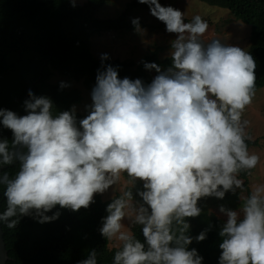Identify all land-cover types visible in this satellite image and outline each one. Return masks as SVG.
Wrapping results in <instances>:
<instances>
[{"label": "clouds", "instance_id": "clouds-1", "mask_svg": "<svg viewBox=\"0 0 264 264\" xmlns=\"http://www.w3.org/2000/svg\"><path fill=\"white\" fill-rule=\"evenodd\" d=\"M69 2L76 7L77 0ZM137 2L175 36L170 66L141 61L156 73L145 85L121 79L101 54L82 119L75 106L55 112L50 97L31 90L25 115L0 108V126L12 133L11 142L0 139V168L19 162L14 176L0 172L6 202L0 225L15 230L23 217L51 223L60 217L57 206L87 210L97 195L111 192L99 232L116 242L112 264H203L189 247L207 239L208 229L189 234V220L203 211L199 202L244 191L241 174L251 175L260 163L249 151L244 119L256 95L257 64L239 46L205 44L209 25L201 16L186 22L185 12L159 0ZM131 24L146 31L139 17ZM219 213L226 219L218 264H264V184L254 185L237 209L221 205ZM98 256L93 249L78 264H98Z\"/></svg>", "mask_w": 264, "mask_h": 264}, {"label": "trees", "instance_id": "trees-1", "mask_svg": "<svg viewBox=\"0 0 264 264\" xmlns=\"http://www.w3.org/2000/svg\"><path fill=\"white\" fill-rule=\"evenodd\" d=\"M199 1L229 11L236 20L252 28L247 51L257 64L256 90L264 88V0ZM110 2L87 0L72 7L69 0H0V108L25 115L24 101L28 99L29 90L37 96L50 97L55 112L70 110L79 104L83 99L79 89H61L62 81L53 83L52 80L56 76L67 77L83 82L86 89L92 90L97 70L101 68V60L92 53V39L104 33L134 29L127 19L128 10L137 2L115 19L98 18L100 10ZM158 52L147 55L142 61L154 62L166 69L171 64L170 58L161 60ZM104 63L118 67L121 79L139 78L145 85L153 79L141 62L110 58ZM77 116L84 118L78 113ZM5 138L11 142L12 133L0 126V139ZM247 143L249 149L258 145L257 140ZM7 167L0 172L14 176L19 162ZM241 178L249 194L248 175L242 173ZM2 191L0 188V211L6 207ZM210 199H202L199 202L203 210L201 216L189 220V234L195 237L208 229L207 239L200 243L193 240L189 247L197 249L203 264H218L222 242L219 231L225 218L221 219L213 210ZM95 201L89 209L78 212L57 206L53 211H60V217L51 223L41 224L23 217L15 230L1 225L10 257L8 264H78L93 249L99 254L98 264H112L116 248L110 249V241L99 232L110 199L97 195ZM132 230L143 240L139 226Z\"/></svg>", "mask_w": 264, "mask_h": 264}, {"label": "rangeland", "instance_id": "rangeland-1", "mask_svg": "<svg viewBox=\"0 0 264 264\" xmlns=\"http://www.w3.org/2000/svg\"><path fill=\"white\" fill-rule=\"evenodd\" d=\"M86 1L77 0V3L83 4ZM133 2H137V0H111L109 4L100 10L98 18L115 19L126 12L128 6L130 8ZM159 2L164 6L171 5L185 12L186 22H190L196 15L207 21L208 31L201 38L205 44L213 39H218L222 43L248 50L252 28L236 20L229 11L199 0H159ZM128 11V22L131 24L133 18L139 17L141 27L146 31L137 33L133 29L131 31L104 33L100 37H94L92 39V53L95 58L100 59L101 54L107 53L111 59L132 60L135 64H139L144 57L159 50L158 55L161 60L169 59L170 42L175 39V36L167 33L165 25L150 15L147 5L137 2L133 9L131 8ZM151 74L153 77L156 75L155 71H151ZM58 81L69 85L68 90L79 89L81 91L83 99L74 106L77 113L85 117L87 115L86 106L91 104V90L86 89L83 82L79 83L67 77L56 76L52 80L53 83ZM244 119L250 121L247 132L252 138L251 140L258 141V145L250 148L249 151L260 157L259 165L252 170L251 175H248L249 184L247 186L251 191L254 185L264 184V88L256 90L253 103L245 112ZM123 187L124 181L122 180L117 188V193ZM247 195L248 191L245 189L235 195L227 193L223 200L211 198L210 201H212L213 210L219 213L221 205L226 208L237 209ZM111 196L112 193L109 192L101 197L107 200L111 199ZM218 215L223 219L224 216L220 213ZM224 218L226 219V217ZM109 248H116V242L110 241Z\"/></svg>", "mask_w": 264, "mask_h": 264}, {"label": "water", "instance_id": "water-1", "mask_svg": "<svg viewBox=\"0 0 264 264\" xmlns=\"http://www.w3.org/2000/svg\"><path fill=\"white\" fill-rule=\"evenodd\" d=\"M8 168L7 166H4L3 168H0V171L3 169ZM10 260L8 250L6 248V243L4 239V231L2 226L0 225V264H8V261Z\"/></svg>", "mask_w": 264, "mask_h": 264}]
</instances>
